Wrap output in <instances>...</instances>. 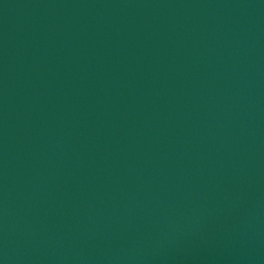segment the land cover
Wrapping results in <instances>:
<instances>
[{
	"label": "water",
	"instance_id": "water-1",
	"mask_svg": "<svg viewBox=\"0 0 264 264\" xmlns=\"http://www.w3.org/2000/svg\"><path fill=\"white\" fill-rule=\"evenodd\" d=\"M0 264H264V0H0Z\"/></svg>",
	"mask_w": 264,
	"mask_h": 264
}]
</instances>
